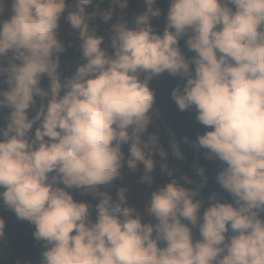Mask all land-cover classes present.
<instances>
[{
  "label": "clouds",
  "instance_id": "1",
  "mask_svg": "<svg viewBox=\"0 0 264 264\" xmlns=\"http://www.w3.org/2000/svg\"><path fill=\"white\" fill-rule=\"evenodd\" d=\"M109 3L0 0V16L10 9L0 19V204L33 226L40 264H264V0H168L162 34L151 24L157 0H142L131 26L123 15L111 24L105 46L95 19L108 23L129 0ZM62 17L80 41L70 77L59 71ZM165 73L183 81L170 93L178 109L210 129L195 146L223 165L215 180L231 203L212 193L201 214L203 168L197 187L172 178L142 211L128 206L127 188L115 199L102 190L125 168L150 187L156 156L167 169L168 152L148 134L149 82ZM169 148L183 159L174 139ZM70 190L96 200L94 216Z\"/></svg>",
  "mask_w": 264,
  "mask_h": 264
},
{
  "label": "rangeland",
  "instance_id": "2",
  "mask_svg": "<svg viewBox=\"0 0 264 264\" xmlns=\"http://www.w3.org/2000/svg\"><path fill=\"white\" fill-rule=\"evenodd\" d=\"M97 6L100 10H106L109 7L115 8L114 5L109 3V0H96ZM144 4L142 0H129L128 7L121 13V11L116 8L112 20L108 23L103 22L99 17L95 20L102 26L107 27L110 30L112 23H115L117 18L121 15L127 18H134L136 15L140 14L144 10ZM91 6L88 8L90 11ZM10 15V9L8 6L5 7L3 16L0 19H6ZM165 17L166 12L162 20L158 21L153 19L151 21L154 31L158 34H162L165 27ZM58 39L65 43L72 51L80 54L79 50V39L70 25L63 19L59 21L58 28ZM186 39V37L184 38ZM185 44V43H184ZM105 46L107 44L105 43ZM185 50L188 54L194 55V53L188 51L185 45ZM77 63L64 60L60 58V69L63 77H70L76 67ZM170 82V91L167 95H161L160 84L162 82L161 76L154 77L150 82L149 86L154 91L155 103L153 105V123L149 127L151 132L159 137V144L168 152L167 158V169L161 170L159 167L160 157L156 156L157 167L153 172L155 185H163L167 183L170 179L175 178L177 181L188 188H195L198 186L201 178L196 175V168H203L204 174L209 175L211 180L215 183L217 187V196L221 198V202L231 203L232 198L226 193L220 186L216 183L215 177L223 166L221 162L215 158H206V150L200 149L195 146V141L197 135H202L204 131L210 130L205 129L196 120L195 110L187 118L186 122L182 121L184 116V111H180L176 106L175 102L171 99V91L178 84L182 86L183 81L179 77H171L165 73ZM47 83V82H46ZM7 114V110L0 112V125L4 123V117ZM189 129L188 131L186 129ZM175 140L179 146V150L183 155V159H177L171 155V149L169 148V142ZM122 151L127 156V145L122 146ZM139 171L133 175L128 172V170L122 169L121 176L113 184L102 190L108 191L112 195L113 199L116 198V191L120 187L127 188L128 206L135 207L137 210L142 211L146 205V201L150 196L149 186L144 185L138 181ZM183 177H187L192 183L184 184ZM62 187V185H60ZM73 195L74 200L80 202H86L93 206L92 214L94 216V206L96 200L92 198L90 194H84L80 190H70ZM201 200L202 204L207 202V198L201 193L197 197ZM202 214V212H201ZM264 217V214H262ZM0 218L5 220V231L8 233L12 245L16 250V257L14 259V264H31L33 261L38 246L40 242L34 240L33 226L27 221L19 220L13 211L7 209L2 204H0ZM150 217H144L143 222H150ZM194 239H199L198 231L193 229Z\"/></svg>",
  "mask_w": 264,
  "mask_h": 264
},
{
  "label": "trees",
  "instance_id": "3",
  "mask_svg": "<svg viewBox=\"0 0 264 264\" xmlns=\"http://www.w3.org/2000/svg\"><path fill=\"white\" fill-rule=\"evenodd\" d=\"M96 6H97V3H96ZM155 7H158V8H160L162 10L161 16L158 17V18H154L155 20L160 21V20L163 19L164 14L166 12V9L168 7V0H157V3L155 5ZM92 10H93V7H91L90 11H92ZM132 19L133 18H127L126 19L129 22V25L130 26H131ZM94 26H95L96 34L97 35L104 36L105 37V43L107 44L108 43V34H109L110 30L107 27L102 26L99 23H97L96 20L94 21ZM63 44L65 46V52H64V54H62L60 56V58L61 59H64V60L71 61V62L78 63L79 60H80V54L72 51L65 43H63ZM179 47L181 48V51L185 54L186 57L193 56V55H190V54H188L186 52V50H185V44H184V39H181L179 41ZM161 78H162V82L160 84V88H162L161 95H167L169 93L170 87H171L170 86V82H169L170 80H169V78H168V76L166 74H163L161 76ZM46 82H47L46 80H42V82H41L42 83V86H45L46 85ZM193 110L184 111L185 113H184V116L182 118V121L183 122H186L187 121V118L190 116V114L193 112ZM186 130L188 131L189 129L187 128ZM148 134H153L151 132V128L148 129ZM204 176L207 178V180H206V183H204L203 187H201L199 189V191H200V193L203 196H205L208 199V197H209L210 194L217 193V187H216L215 183L211 180V178L209 177V175L204 174ZM200 181H199L198 185L200 184ZM157 186H161V185L152 184L149 187L150 193H151V191L155 190V188ZM207 206H208V200H207V202H205V203L202 204L201 212H203V208H205ZM30 227L32 228V225H30ZM33 230H34V228H33ZM6 234L8 235L7 232H6ZM0 264H2L1 260H0Z\"/></svg>",
  "mask_w": 264,
  "mask_h": 264
},
{
  "label": "water",
  "instance_id": "4",
  "mask_svg": "<svg viewBox=\"0 0 264 264\" xmlns=\"http://www.w3.org/2000/svg\"><path fill=\"white\" fill-rule=\"evenodd\" d=\"M44 251L42 243L39 244L36 255L31 264H40L41 254ZM16 257V250L12 245L10 237L6 234L2 240H0V260L2 264H14Z\"/></svg>",
  "mask_w": 264,
  "mask_h": 264
}]
</instances>
